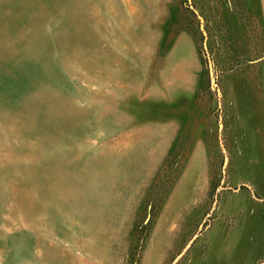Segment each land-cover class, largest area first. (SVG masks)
Here are the masks:
<instances>
[{
    "label": "rangeland",
    "instance_id": "rangeland-1",
    "mask_svg": "<svg viewBox=\"0 0 264 264\" xmlns=\"http://www.w3.org/2000/svg\"><path fill=\"white\" fill-rule=\"evenodd\" d=\"M4 47L85 115L30 135L0 75V264H264V0H39Z\"/></svg>",
    "mask_w": 264,
    "mask_h": 264
},
{
    "label": "bare ground",
    "instance_id": "bare-ground-1",
    "mask_svg": "<svg viewBox=\"0 0 264 264\" xmlns=\"http://www.w3.org/2000/svg\"><path fill=\"white\" fill-rule=\"evenodd\" d=\"M38 1L39 0H0V75L7 78L10 83L13 84L12 86L14 89L19 92L26 91L28 94L26 102L29 103L30 109L17 114V119L14 118L16 120L15 123L28 126L30 122L34 120L37 124L34 126V129L29 131V134L42 139L38 133L39 127L57 128L63 125L64 127L72 128L85 113L82 111L78 112L77 109L68 102H62L59 96L58 98L57 96L41 94L43 86L41 80L42 76L39 71L33 66H16L17 63H15L14 59L17 58V54L13 51H8L4 47L8 42L9 34L12 31L14 21L18 15L29 10ZM48 1L53 2V0ZM84 43L83 40H80L78 36L74 35L70 36L66 43H62L61 41L60 45L66 50L72 45L81 47L79 51L83 53L82 48H84ZM79 56L80 55L77 54L76 57ZM11 89L12 87L10 85L7 92ZM107 161L108 162H106L104 158L97 159L92 166H87L86 162L69 161L68 172L83 173L88 172L89 167H93V170L95 172L98 171L103 177L113 176L120 183L123 181L128 184L133 183L135 180L133 174L137 168H139L138 163H136V154L133 151L126 152L123 156L111 155ZM112 170L115 172H111ZM85 178L89 180L87 185L90 187L94 180H96L93 176ZM82 187L83 186H79L76 188L83 189Z\"/></svg>",
    "mask_w": 264,
    "mask_h": 264
},
{
    "label": "crops",
    "instance_id": "crops-1",
    "mask_svg": "<svg viewBox=\"0 0 264 264\" xmlns=\"http://www.w3.org/2000/svg\"><path fill=\"white\" fill-rule=\"evenodd\" d=\"M261 105H263V111L261 113V119L264 122V101L261 102ZM261 165H259V169L264 170V158L261 159ZM244 234L238 239L239 242H242L244 240ZM256 242L260 244V248L264 249V226L261 225L260 229L258 230V233L256 234L255 238Z\"/></svg>",
    "mask_w": 264,
    "mask_h": 264
},
{
    "label": "water",
    "instance_id": "water-1",
    "mask_svg": "<svg viewBox=\"0 0 264 264\" xmlns=\"http://www.w3.org/2000/svg\"><path fill=\"white\" fill-rule=\"evenodd\" d=\"M176 260L173 262V264H175Z\"/></svg>",
    "mask_w": 264,
    "mask_h": 264
}]
</instances>
